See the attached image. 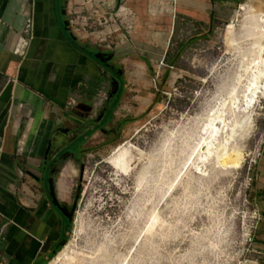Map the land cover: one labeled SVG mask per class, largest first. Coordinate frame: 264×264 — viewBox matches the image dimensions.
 <instances>
[{"label": "rangeland", "instance_id": "obj_1", "mask_svg": "<svg viewBox=\"0 0 264 264\" xmlns=\"http://www.w3.org/2000/svg\"><path fill=\"white\" fill-rule=\"evenodd\" d=\"M149 1L147 15L169 41L159 51L155 41L135 45L127 37L133 57L113 62L126 87L117 131L98 134L66 173L71 229L49 262L57 255L51 264H264L250 169L263 141L264 93L253 133L233 144L248 155L241 169L222 170L215 160L201 176L192 167L209 116L248 90L257 38L251 11L264 13V0H189V17L176 13L175 26L165 6ZM227 115L240 120L233 110ZM155 215L158 229L148 234Z\"/></svg>", "mask_w": 264, "mask_h": 264}, {"label": "crops", "instance_id": "obj_2", "mask_svg": "<svg viewBox=\"0 0 264 264\" xmlns=\"http://www.w3.org/2000/svg\"><path fill=\"white\" fill-rule=\"evenodd\" d=\"M86 2L0 0V264H51L71 229L66 173L98 134L117 131L126 87L113 62L133 57L127 37L135 45L155 41L159 51L170 38L147 15L145 0ZM148 4L165 6L174 26L176 13L189 17V0ZM119 7L133 14L130 36L118 20L108 23ZM73 11L81 21L73 22ZM98 53L110 67L94 59ZM262 143L251 196L264 230V126Z\"/></svg>", "mask_w": 264, "mask_h": 264}, {"label": "bare ground", "instance_id": "obj_3", "mask_svg": "<svg viewBox=\"0 0 264 264\" xmlns=\"http://www.w3.org/2000/svg\"><path fill=\"white\" fill-rule=\"evenodd\" d=\"M262 3V2H261ZM262 5V4H261ZM241 11V10H240ZM245 10H242L244 12ZM250 11V10H249ZM251 15L257 20L256 41L253 44L254 59L251 62L250 76L247 79V91L243 95L241 102L232 100L221 104V107L214 115H210L207 123L202 128V138L198 145L197 162L192 167L197 175H207L206 169L209 164L217 160L216 166L222 170L236 172L241 169L243 162L248 156L245 146H234L236 138L243 143L249 139L254 130V112L260 96L264 93V13ZM238 16L234 18L236 21ZM234 22L228 33V42L234 43L232 33ZM168 51V50H167ZM233 110L234 114L240 115V120H229L227 112ZM237 112V113H236ZM206 173V174H205ZM160 219L155 215L148 227V234H153L158 229ZM68 251V250H67ZM64 257V256H63ZM69 260H74L72 257Z\"/></svg>", "mask_w": 264, "mask_h": 264}, {"label": "built area", "instance_id": "obj_4", "mask_svg": "<svg viewBox=\"0 0 264 264\" xmlns=\"http://www.w3.org/2000/svg\"><path fill=\"white\" fill-rule=\"evenodd\" d=\"M71 1V0H70ZM93 4H94V0H87V2H86V5H88V6H93ZM70 16L73 18V22H79V21H81L80 19H81V16L80 15H78L76 12H71L70 13ZM133 14L130 12V11H128V10H126L125 8H123V7H119L118 8V10H117V12L115 13V15H114V18H109V24L110 23H112L113 21H114V19H115V21H119V26L121 27V28H123V30H124V32L126 33V35H128V36H130L132 33H133V31H134V26H133ZM83 23V22H82ZM107 25V23L104 21V22H102V23H99L98 24V27L99 28H101L102 26H106ZM82 27L84 28V29H87L88 28V26L86 25V26H83L82 25ZM29 31H30V27L28 26V28L26 29V33L28 34L29 33ZM112 35V34H111ZM99 41L100 42H102V41H104L103 39H99ZM104 93H102L100 96H99V101H102L103 100V98H104ZM262 146H263V143H261V145H259V147L256 149V151H255V153L253 154V157H252V159H251V162H250V169L253 167V166H256L257 165V163H258V161H259V159L262 157V155H263V151H262ZM251 180V179H250ZM252 240L253 239H251V237H250V239H249V243H251L252 242Z\"/></svg>", "mask_w": 264, "mask_h": 264}, {"label": "water", "instance_id": "obj_5", "mask_svg": "<svg viewBox=\"0 0 264 264\" xmlns=\"http://www.w3.org/2000/svg\"><path fill=\"white\" fill-rule=\"evenodd\" d=\"M94 59L96 61H98L101 65L105 66L106 68H108L106 66V64L109 62L110 58L107 57V55L105 54H102V53H98L94 56Z\"/></svg>", "mask_w": 264, "mask_h": 264}, {"label": "trees", "instance_id": "obj_6", "mask_svg": "<svg viewBox=\"0 0 264 264\" xmlns=\"http://www.w3.org/2000/svg\"><path fill=\"white\" fill-rule=\"evenodd\" d=\"M185 45L184 44H181L180 46H179V51L181 52V51H183L185 48ZM167 62H168V65L170 66V67H175L176 65H177V61H175V58H172V55L171 54H168V56H167ZM61 252V251H60ZM59 252V253H60ZM57 256V255H56ZM55 256V257H56ZM54 257V258H55Z\"/></svg>", "mask_w": 264, "mask_h": 264}, {"label": "flooded vegetation", "instance_id": "obj_7", "mask_svg": "<svg viewBox=\"0 0 264 264\" xmlns=\"http://www.w3.org/2000/svg\"><path fill=\"white\" fill-rule=\"evenodd\" d=\"M106 66L107 67H110V65L109 64H106ZM111 69V68H110ZM115 76H117V74L115 73ZM69 216H70V218H71V215H72V209L69 211V213H67Z\"/></svg>", "mask_w": 264, "mask_h": 264}]
</instances>
